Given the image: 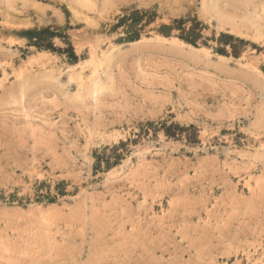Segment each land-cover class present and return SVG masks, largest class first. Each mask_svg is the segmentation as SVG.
Instances as JSON below:
<instances>
[{
  "label": "rangeland",
  "instance_id": "rangeland-1",
  "mask_svg": "<svg viewBox=\"0 0 264 264\" xmlns=\"http://www.w3.org/2000/svg\"><path fill=\"white\" fill-rule=\"evenodd\" d=\"M0 264H264V0H0Z\"/></svg>",
  "mask_w": 264,
  "mask_h": 264
}]
</instances>
